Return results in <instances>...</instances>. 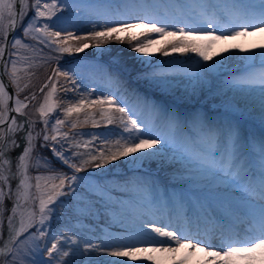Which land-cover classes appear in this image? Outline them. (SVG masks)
<instances>
[{
  "label": "snow or ice",
  "instance_id": "6c2138e0",
  "mask_svg": "<svg viewBox=\"0 0 264 264\" xmlns=\"http://www.w3.org/2000/svg\"><path fill=\"white\" fill-rule=\"evenodd\" d=\"M29 10L33 15L25 23ZM73 10L94 21L92 30H85L82 35L67 31L69 26L74 25L65 22L63 16L65 13L71 15ZM38 23L42 26L37 27ZM18 27H22L24 38L30 36L36 44L30 46L14 35ZM56 28L60 30H54ZM249 29L264 33V0H51L50 3H42V0H0V205L5 200L11 202L6 221L7 238L3 231L4 208L0 207V264H25V261L28 264H100L94 253L113 258L111 264H163L167 259L171 260V264H188L190 259L199 254L203 256L196 260V264H264V132H245L239 121L231 115L224 121H212L206 115L195 113L191 120L193 128L189 129L190 133L195 131L194 136H189L192 147L181 148L178 150L179 155L173 152L169 157V148L175 143L172 133L180 121L175 110L143 98L144 106L166 125L168 131L162 134L158 124L145 121L115 93L97 96L93 100L89 97L96 90L89 89L86 93H80L78 102H69L62 109L65 119L56 115L55 123L51 124L55 134L50 136L49 117L59 107L53 100L59 78L64 77L67 83L74 86H61L65 93L79 92L77 74L71 66L63 70L59 66L52 69V74L39 87V92L44 93V102L37 109L43 128L36 135H33L36 121L30 117L23 118L27 104L18 98L19 92L28 87L25 84L21 88L17 74L19 48L32 47L37 53L48 49L54 53L71 54L90 47L102 49L103 45L113 40H127L131 50L138 54L137 59L141 64L152 68L151 71H143L139 78L166 92L174 89L167 78L168 74L158 70L164 65L151 64L149 49L154 45H160L155 51L164 56L190 52L200 58L196 60L192 73L195 84L191 96H195L197 88H202L206 83V73L218 69L233 57L238 58L248 70L241 77L225 83L230 88L247 90L250 96L258 92L259 114L264 122V44L255 46L261 49L258 52L237 46L238 52L246 53L244 56H238L237 52L230 49H224L227 56L221 53L210 55L211 46L217 40L247 36L250 34ZM153 36L158 38L154 39ZM213 55L220 59L213 60ZM257 58L259 70L255 69ZM55 59L59 60V57ZM27 67L31 68L33 64L29 63ZM104 72L107 75V69ZM5 74L15 86V93L8 91ZM254 85H259V89L253 88ZM45 89H48L46 93ZM185 92L188 90L185 89ZM29 99L36 100V93L24 97V100ZM10 102L14 107H9ZM93 108L99 110L101 119L107 125L119 120L123 127L118 137L109 141L104 136L103 146L98 145L94 153L72 152L67 155L58 151L56 144L50 141L56 142L58 137L65 141L69 138L68 132H61V126L76 114L77 118L70 121L71 127L75 129L82 112L85 113L83 123L91 119L94 125L97 124L95 113L86 111ZM13 112L19 114L20 118ZM248 114L252 115V112ZM38 139L43 141L39 148H49L53 157L72 171L71 175L59 171L47 176L37 174L34 177L35 184L30 182L29 161L33 152L38 153ZM92 139L95 141L97 136L93 135ZM90 143H77L76 147L88 148ZM157 145L160 147L157 148ZM74 159L79 160V164L74 163ZM123 160L140 167L153 160L161 165H180L176 168L177 172L189 171L194 173V178L208 185H223L226 193L223 213H217L211 206L208 209L201 206L202 215L198 212L194 218L182 219L170 215L167 222L164 218L141 219L127 235L110 241L102 240L100 244L88 239L80 241L76 235H60L53 237L51 246H47L48 242L44 238L56 213L57 203H62L60 197L79 196L82 200L95 197L89 206L96 207L99 204L98 213L100 209L123 204V201L112 198V192L117 189L95 181L82 183L84 177L76 174L86 166L103 170ZM41 161L44 167L51 165L46 157L37 154L35 164L31 166L39 168ZM12 181H16L15 188ZM135 184L140 192L152 190L144 179L137 180ZM33 188L35 194L29 195V190ZM22 198L30 204L38 200V213L30 208L27 221L23 213L19 220L16 219L18 209L28 206L22 205ZM141 207H146L147 211L140 215L149 216L152 213V199L145 196ZM156 210L161 209L158 207ZM225 221L227 226H224ZM202 222L217 225L218 228L205 229L202 235ZM157 224L162 226L158 227ZM33 227L35 231L29 232L28 229ZM23 233L27 235L22 237ZM41 241L44 242L43 248L40 246ZM41 253L46 254L48 259H43Z\"/></svg>",
  "mask_w": 264,
  "mask_h": 264
},
{
  "label": "rangeland",
  "instance_id": "374dc122",
  "mask_svg": "<svg viewBox=\"0 0 264 264\" xmlns=\"http://www.w3.org/2000/svg\"><path fill=\"white\" fill-rule=\"evenodd\" d=\"M50 2L51 0H42V3ZM32 15L33 12L29 10L28 15L24 19V22L27 23V20ZM58 15L60 14L58 13ZM53 19L55 20L56 18L53 17ZM63 20L69 25H74V27L69 26L67 28V31H72L76 35H82L85 30H92V23L94 22L89 16L83 13H76L75 10H73V13L71 15L65 13L63 16ZM101 23H103V21H101ZM40 26L42 25L38 23L37 27ZM77 29H80L81 31H77ZM54 30L60 29L56 28ZM96 30H99V28H97ZM249 33L250 34L247 36L236 37L233 42L234 44H232L230 47L224 46L225 42L228 39L217 40L211 46L210 55L221 53L227 56L228 53H225L224 49H230L233 52H237L238 56L246 55V53L238 52L237 46L239 48H245V39L248 36H256V38L259 39L264 37V33L252 32L251 29H249ZM217 34L219 35L220 33ZM16 36L21 37L23 39V42L29 44L30 46L36 44V41H33L30 36L27 38L23 37L22 27L17 28ZM152 38L156 39L158 37L153 36ZM140 39L143 38L141 37ZM159 46L160 45H154L149 49V52L152 54L151 64L153 66L161 64L164 65L158 70L164 71L168 74L167 78L170 81L172 88L174 89L167 92L157 88L147 80L139 78L143 71H151L152 68L147 65L141 64V62L137 59L138 54L134 53L131 50V46L129 45L127 40H125L124 42H117L113 40L103 45L102 49L90 47L80 53L71 54L54 53L50 52L48 49H44L43 52L37 53L32 47L19 48L18 56L16 57L18 70L17 74L20 77L21 88H24L25 84H27L28 87L24 88V91L19 92L18 96L27 104V108L24 109L26 115L23 118L26 119L30 117L32 120L36 121L33 135H36V133L40 132L43 128V123L40 120V114L37 109L39 105L44 102V93L39 92V87L45 82L47 77L52 74V69L56 68L57 66L61 67L62 70L68 66H71L77 74L76 83L80 85V88L79 92L70 91L65 93L62 90L61 86L68 88H72L74 86L70 83H67L64 77L59 78L57 84V92L53 96V100L59 105V107L49 117L50 124L48 134L50 136L55 134L51 130V124L55 123L56 115L58 114L60 119H65L62 109L67 107L69 102H78V100L80 99V93H86L89 89H95L96 91L91 97H89V99L94 100L97 98V96L115 93L119 97H122V99L124 100V97L127 98L129 94L126 89L127 87H129V90L131 89L134 91H137L138 89L142 92L149 91L148 93H150L151 98H153V100H155L159 104L163 105L166 109L170 108V106L174 109H179L177 105H180L184 108H188L190 111L200 110L197 113H208V109L216 111L220 110L222 112L220 114H224L223 112H228L229 114L224 115H232L231 117L234 120H238L241 124V127L243 122L248 121V127L243 128L244 131L246 130L245 132H247V129L248 131L253 130V132H256L257 134L262 133L261 130L264 131L263 129H261L262 127H264V122H262L260 119L258 92L253 93L250 96L247 90L241 88H230L225 83V81L241 77L244 72L248 70L244 62L240 61L236 57H233L218 69H214L213 71L206 73V83L203 84L202 88H197L195 96H191L190 92L193 85L195 84V80L192 79V73H194L195 71L194 65L196 60H199L200 58L195 53L190 52L186 54L172 53L170 56H164L162 53L155 51V49ZM254 51L258 52L261 51V49L255 47ZM49 57L52 58L48 59ZM55 57H59V60L55 59ZM41 58L44 59L42 60ZM219 59V56L213 55V60ZM256 61L257 62L255 65L258 67H255V69L259 70V58H257ZM29 63H32L33 67L28 68L27 65ZM201 63L211 64L212 61H201ZM104 69H107V75L105 74ZM28 73H32V75L29 76ZM109 77H111V79ZM124 85H126L127 87ZM252 87L258 90L260 86L254 85ZM185 89L188 90L187 93L185 92ZM47 91L48 89H45V93ZM33 92L36 93V100H24L25 96L30 97ZM170 103H176V106L171 105ZM121 106L124 105L122 104ZM132 109L135 110L136 108ZM86 111H93L95 113L97 124L94 125L91 119H89L87 123H83L85 113L82 112L79 116L80 122L77 124V127L73 129L71 127L70 121L77 118L76 114H73L68 118V120H66V123L61 126L60 129L61 132H68L69 138L65 141L58 137L56 142L50 141V143L56 144L58 151H63L67 155H71L72 152L87 153L89 151H93L94 153V150L98 145L103 146L102 141L104 139V136H107L109 141H114L118 137L119 132L123 127L119 123L118 119L115 123L107 125L106 122L101 119L98 109L93 108ZM249 112H252V115H249ZM137 113L141 116L147 114L151 115V112L147 109H145L142 114L140 112ZM118 115L119 114H117V116ZM235 116L237 117L235 118ZM238 116L241 118H239ZM18 118H20L19 115ZM215 120L216 117L213 118V121ZM159 122L161 121L157 119L156 124H159ZM178 125L180 128H177L176 132L173 134L175 143L172 144L169 148V157L172 156L173 152H176V154L179 155L178 150L181 148L187 147L190 149L192 147L191 142L188 146H184L179 143L188 142L190 134L188 130L185 129L188 125L184 124L183 128L185 129L186 136L183 140H180L178 138V131H183L184 129H182V125ZM161 131L163 134V129ZM83 133H87V135H83ZM93 135L97 136V139L95 141H93L92 139ZM88 141H91L88 148L76 147L77 143L84 144ZM41 143H43L42 139H38L36 141L38 153L33 152L32 156L30 157L29 176L32 177L30 182L32 184H35L34 177L37 174L47 176L59 171L66 172L71 175L72 171L69 170L67 166H64L60 162H58L53 157V154L49 148H39V145ZM61 145H64V147L61 148ZM156 147L159 148L160 145H157ZM37 154L46 157L49 161H51V165L49 167H44V162L41 161V166L39 168L32 167L31 165L35 164V157L37 156ZM13 155L15 157V154ZM73 162L79 164V160L74 159ZM178 167L181 166H170L168 164L161 165L158 164L155 160H153L151 163L145 162L143 167H140L139 165L134 166L127 160L116 161L114 165H108L103 170L93 169L91 166H86L81 172L76 173L78 176L84 177V181H82V183L95 181L101 184H107L109 187L117 189V191L112 192V198L113 200L119 199L123 201V204H117L116 206L107 209H100L98 213L97 209L99 208V204H97L96 207L89 206V202L91 200H95V197H90L83 200L79 196L76 198L60 197L59 200L62 203H57L56 213L51 220L50 228L44 238V240L48 242L47 246H51L53 237L60 235H67L69 237L76 235L77 239L80 241L88 239L95 244H100L102 240L110 241L113 238L127 235L129 230H134L136 228L141 219H148L147 217L144 216L145 218H143L140 215L143 210L147 211L146 207H141V201L145 196L152 199V210H156L158 207H160V209L166 207V201L168 199L162 197V199L164 200L162 203H165L164 206H159V203L157 202V198L159 199V195L158 193L154 192L153 187H151L152 190L147 193L137 190L135 182L137 180L144 179V174H150L146 177L155 175V178L151 177V179L153 180L151 182L160 183L158 177L159 174L161 176H164V179H168L170 182L178 186L187 188L188 192L190 193L196 192V198L197 200H199L196 203L198 207L199 204L203 202L201 197L203 194L209 195L212 198L216 196L222 197L226 195L223 185H208L205 181L194 178V173L192 172H177L176 168ZM13 170L15 169L13 168ZM56 182L58 183V181ZM126 182L127 187H125ZM15 185L16 181H12L13 188H15ZM162 189L163 187H160V190ZM32 194H35L34 188L29 190V195ZM192 201H190L189 199V202ZM21 202L22 205L27 204L28 206H22L21 209H18L16 218H20L21 213H23L24 219L25 221H27V216L30 208L31 210L38 213V200L35 204H30V202H25L22 198ZM183 203L184 202L182 200L180 202L181 207H183ZM0 207L4 208L2 217L3 231L5 234V238H7L8 228L6 221L8 215L10 214L9 209L11 208V202L5 200L4 204L0 205ZM182 209L183 208H181V211ZM171 211L177 214H181L180 210L175 211L174 209H171ZM159 212H163V210L161 209L159 210ZM155 218L158 217L156 216ZM157 226L159 227L161 225L157 224ZM28 231H35V227L28 229ZM26 235L27 233H25V235H22V237ZM40 246L41 248L44 247L43 241H41ZM80 247L81 249L83 248L82 243L80 244ZM63 250L68 249L64 248ZM41 255L43 259H48L46 254L41 253ZM94 256L100 262V264H111V259H113L107 257L103 253H94ZM25 264H28V262L25 261ZM130 264H136V262H130ZM146 264H149V262H146Z\"/></svg>",
  "mask_w": 264,
  "mask_h": 264
},
{
  "label": "bare ground",
  "instance_id": "6f19581e",
  "mask_svg": "<svg viewBox=\"0 0 264 264\" xmlns=\"http://www.w3.org/2000/svg\"><path fill=\"white\" fill-rule=\"evenodd\" d=\"M234 40H235V38L233 39V38H229L226 42H225V45L224 46H228V47H230L232 44H234L233 42H234ZM261 44H264V37H262V38H256V36H248L246 39H245V48L246 49H255V46L256 45H261ZM25 103V102H24ZM17 116L19 115V114H16ZM223 198V196L222 197H218V198H216V199H213V198H209V200H210V203H208V204H206V206L204 207L205 209H208L209 208V206H211L212 208H218V206H219V204H221L222 203V199ZM143 212H146V210H143ZM152 214H154V215H152ZM152 214H150L149 216H145V217H147L148 219L150 218V219H158V218H164V220H165V222H167V218H168V216L166 215V214H164L163 212H159V211H157V210H152ZM192 214H195V211L193 210L192 212H190V216H188V217H193L194 218V216H192ZM158 217V218H155L156 216ZM171 216H173V215H171ZM143 218H145L144 216H142ZM175 217V216H174ZM202 223H201V225H200V228H201V234H202ZM162 226V225H161ZM210 229H212V228H210ZM195 229L193 228V231H194ZM203 235V234H202ZM213 242H216V240H214ZM202 256H203V254H199L197 257H194V258H192V259H190L189 261H188V264H196V260L197 259H200V258H202ZM170 262H171V260L170 259H167V260H164L163 261V264H170ZM149 264H151V262H149Z\"/></svg>",
  "mask_w": 264,
  "mask_h": 264
},
{
  "label": "water",
  "instance_id": "95a60500",
  "mask_svg": "<svg viewBox=\"0 0 264 264\" xmlns=\"http://www.w3.org/2000/svg\"><path fill=\"white\" fill-rule=\"evenodd\" d=\"M17 7H19V5H17ZM16 32V31H15ZM14 35H15V33H14ZM11 36H9V40H11ZM10 46H11V44H9L8 45V47H9V49H10ZM4 80H5V83H6V85L8 86V91L10 92V93H15V88H14V85H12L10 82H9V80H8V77H7V75L5 74V76H4ZM18 98H19V96H18ZM20 99V98H19ZM21 100V99H20ZM9 107L11 108V107H14V105L12 104V102H10L9 103ZM13 115H16V113H12Z\"/></svg>",
  "mask_w": 264,
  "mask_h": 264
},
{
  "label": "trees",
  "instance_id": "16d2710c",
  "mask_svg": "<svg viewBox=\"0 0 264 264\" xmlns=\"http://www.w3.org/2000/svg\"><path fill=\"white\" fill-rule=\"evenodd\" d=\"M186 117V116H185ZM189 119V118H188ZM191 127L193 128V125H191Z\"/></svg>",
  "mask_w": 264,
  "mask_h": 264
}]
</instances>
